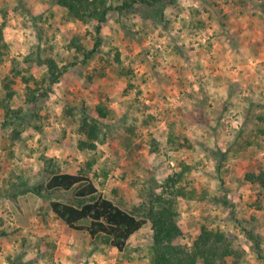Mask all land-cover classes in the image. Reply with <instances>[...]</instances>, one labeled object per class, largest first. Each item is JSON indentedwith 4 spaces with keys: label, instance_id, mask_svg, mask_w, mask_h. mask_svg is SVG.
<instances>
[{
    "label": "rangeland",
    "instance_id": "374dc122",
    "mask_svg": "<svg viewBox=\"0 0 264 264\" xmlns=\"http://www.w3.org/2000/svg\"><path fill=\"white\" fill-rule=\"evenodd\" d=\"M1 11L8 52L0 56V264H152L150 222L118 251L70 229L49 198L11 197L13 183L44 182L43 156L61 172L92 163L99 193L134 214L145 193L181 173L193 196L178 200L177 244L190 248L207 226L241 252L227 264H264V188L246 179L264 171V2L175 0L158 19L147 5L112 10L89 60L70 43L91 50L96 23L68 20L56 0H0L4 21ZM37 47L67 71L48 97L29 105L16 77L6 99L2 78L13 67L38 80L47 75L46 66L24 60ZM5 102L17 116L6 115ZM84 115L102 131L95 150L78 147ZM171 128L189 146L174 150ZM72 195L52 198L72 202Z\"/></svg>",
    "mask_w": 264,
    "mask_h": 264
},
{
    "label": "trees",
    "instance_id": "16d2710c",
    "mask_svg": "<svg viewBox=\"0 0 264 264\" xmlns=\"http://www.w3.org/2000/svg\"><path fill=\"white\" fill-rule=\"evenodd\" d=\"M258 1L264 2V0ZM56 2L65 9L68 20L96 23V37L91 50L85 51L75 39L70 43V47L83 51L85 60H89L100 47L101 28L106 22L109 11L114 10L123 13L134 10L138 4L147 5L154 8L153 14L158 19L165 5L173 4L175 0H123L117 6L108 4L107 0H56ZM6 15L5 11H1L4 21H0V56L6 55L8 52V44L3 34L6 26ZM36 49L40 52L29 53L24 60L46 66L47 75L38 80L32 75L22 74L21 70L13 67L10 74L2 78V87L5 90L6 99H11L15 94L11 85L16 77H20L26 85L28 104L38 98L48 97L52 86L57 84L61 76L67 71V67H59L51 56L41 57V53L46 52L45 48L37 47ZM3 108L8 116L9 112H14L7 102ZM97 110L103 118L107 116L105 110L103 112L98 107ZM19 112L16 113L15 111L13 114L17 116L16 114ZM79 132L85 137L79 142V149L95 150L96 142L101 141L102 131L99 123L84 115L79 126ZM171 134L172 137L169 136L167 141L174 145V150L185 148V145L189 144L187 139L181 137L174 128H171ZM42 162V170L46 176L44 182L30 185L21 180L20 183H13L11 185L13 192L11 197L33 193L40 198H49L50 210L58 219L70 229L87 232L91 239L100 237L108 245L122 251L128 239L147 222H150L152 243L149 253L152 264H227L229 258L238 260L241 255V252L234 249L232 240L224 231L207 226H201L200 233L190 248L177 244V240L182 236V231L177 222L179 215L178 200L180 198L189 199L193 196V192L186 190L180 183L181 173L166 176L158 191L145 193L137 213L134 214L122 209L111 199L99 193L92 179L96 176L92 171V163L86 164L87 167L84 170L70 173L61 172L56 161L52 158L43 156ZM246 179L251 182H258L264 188V171H261L258 176L247 173ZM72 190L74 199L72 202H62L52 198L55 193ZM0 234H4V232L0 231ZM247 236L254 242L252 249L256 253L259 252L257 237L251 233H247Z\"/></svg>",
    "mask_w": 264,
    "mask_h": 264
}]
</instances>
